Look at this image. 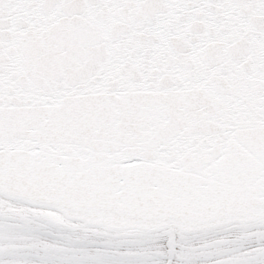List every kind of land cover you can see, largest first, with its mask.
Listing matches in <instances>:
<instances>
[{"label": "snow or ice", "instance_id": "1", "mask_svg": "<svg viewBox=\"0 0 264 264\" xmlns=\"http://www.w3.org/2000/svg\"><path fill=\"white\" fill-rule=\"evenodd\" d=\"M0 264H264V0H0Z\"/></svg>", "mask_w": 264, "mask_h": 264}]
</instances>
